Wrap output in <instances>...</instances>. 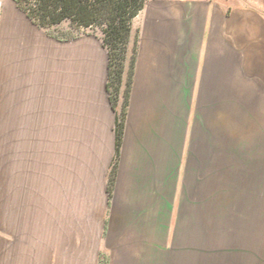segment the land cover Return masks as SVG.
Listing matches in <instances>:
<instances>
[{"label":"crops","instance_id":"1","mask_svg":"<svg viewBox=\"0 0 264 264\" xmlns=\"http://www.w3.org/2000/svg\"><path fill=\"white\" fill-rule=\"evenodd\" d=\"M136 39L117 155L102 39L0 0V264H264V0H150Z\"/></svg>","mask_w":264,"mask_h":264},{"label":"trees","instance_id":"2","mask_svg":"<svg viewBox=\"0 0 264 264\" xmlns=\"http://www.w3.org/2000/svg\"><path fill=\"white\" fill-rule=\"evenodd\" d=\"M147 2V0H17L29 18L42 28L51 29L66 20L79 29L96 26L103 28L102 41L109 52L107 93L115 109L122 106L117 130V155L122 145L138 54L137 39L133 50L130 47L133 20L145 8Z\"/></svg>","mask_w":264,"mask_h":264},{"label":"rangeland","instance_id":"3","mask_svg":"<svg viewBox=\"0 0 264 264\" xmlns=\"http://www.w3.org/2000/svg\"><path fill=\"white\" fill-rule=\"evenodd\" d=\"M17 2V0H15ZM150 1V0H147ZM26 12V11H25ZM27 13V12H26ZM34 22V21H33ZM48 31V34L51 37H54L59 40H64L66 42L75 40L83 35L89 36H97L102 39L103 37V28L100 26H96L90 29L82 28L79 29L75 27L70 21H64L60 25H57L51 29L43 28ZM133 50V49H131ZM132 52V51H131ZM4 117H0V255H1V244H2V257L4 256V242L6 234H9L10 227L7 223V217L9 215V211L7 212L6 204L2 206V183H3V173H4ZM8 173V169L6 170V174ZM7 227V229H6Z\"/></svg>","mask_w":264,"mask_h":264}]
</instances>
